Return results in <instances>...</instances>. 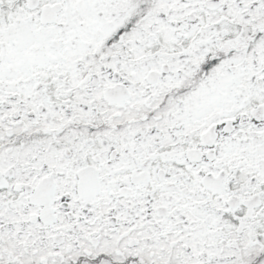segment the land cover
Segmentation results:
<instances>
[{"label":"snow or ice","instance_id":"1","mask_svg":"<svg viewBox=\"0 0 264 264\" xmlns=\"http://www.w3.org/2000/svg\"><path fill=\"white\" fill-rule=\"evenodd\" d=\"M0 264H264V0H0Z\"/></svg>","mask_w":264,"mask_h":264}]
</instances>
